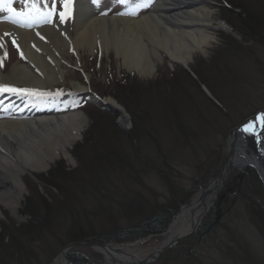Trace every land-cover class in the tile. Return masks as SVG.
I'll return each instance as SVG.
<instances>
[{
    "label": "rangeland",
    "instance_id": "obj_1",
    "mask_svg": "<svg viewBox=\"0 0 264 264\" xmlns=\"http://www.w3.org/2000/svg\"><path fill=\"white\" fill-rule=\"evenodd\" d=\"M43 1L51 6V0ZM205 1L218 28L210 30L214 40L207 51L196 52L188 65H173L163 57L151 76L142 77L121 65L114 52L101 53L100 48L93 57L70 52L64 58L66 73L57 88L68 92L73 84L86 89L90 85L102 95L105 110L92 105L81 110L87 124L70 150L75 163L58 158L46 172L26 173L21 208L14 213L0 205V231L7 229L11 235L7 245L0 241V248L7 249H0V264H36V257L46 264L54 251L48 262L58 264L63 258L59 246L73 231L75 237L89 240L74 241L78 245L72 250L87 252L101 264L144 261L164 244L169 245L161 255L141 264H264V167L249 162L230 166L228 145L235 128L264 109V0H233L234 12L248 27L243 33L222 18L224 9L230 8L227 0ZM99 2L109 11L100 13L108 15L118 14L119 6L135 7L140 0ZM147 2L140 13L149 11ZM73 3L69 0L72 9ZM56 4L58 11H64L61 0ZM225 35L223 44L220 37ZM8 47L5 68L20 59L19 51L12 49L13 40ZM77 98L70 106L81 104L82 97ZM8 107L0 117L19 115ZM245 139L249 155L252 149L257 152L254 139L248 135ZM209 158L211 167L204 164ZM54 166L58 170L50 174ZM56 190L65 195L55 205V199L47 202L44 195L50 197ZM199 198H208L199 221L187 233L168 240L180 212L186 213L184 209ZM172 201L181 205L161 234L108 239L121 236L120 227L163 211ZM25 211H31V223ZM88 243L113 249L100 250ZM16 246L19 250H14ZM11 249L22 258H12ZM123 254L132 257L120 260Z\"/></svg>",
    "mask_w": 264,
    "mask_h": 264
},
{
    "label": "bare ground",
    "instance_id": "obj_2",
    "mask_svg": "<svg viewBox=\"0 0 264 264\" xmlns=\"http://www.w3.org/2000/svg\"><path fill=\"white\" fill-rule=\"evenodd\" d=\"M150 6L149 11L136 17L103 15L102 6L92 0H75L73 11H68L63 21L57 16L51 23L37 21L31 27L12 23L11 13L1 16L0 85L44 92L48 88L55 90L65 77L63 60L70 52L77 55L88 52L93 56L98 48L101 53L114 52L125 68L149 77L164 61L163 57L173 65L185 66L196 52H205L212 44L214 35L210 30L218 27L205 0H151ZM13 38L20 46V59L5 68L7 44ZM72 89L80 91L85 87L73 84ZM7 96L17 98L14 106L33 99L0 91V99ZM121 115L123 120L127 119L125 113ZM86 124L81 110H58L40 101L32 102L18 116L0 117V205L14 213L21 208L26 173L46 172L58 158L75 163L70 150L81 139ZM245 134L240 130L228 139L230 166L243 167L247 162L257 165L259 155L253 149L249 155ZM259 135V148H263L264 136ZM207 199H196L184 209L186 213L182 212L181 218L169 228L168 240L190 231L207 210ZM131 257V254L119 256L120 260ZM62 259L59 258L58 264H66Z\"/></svg>",
    "mask_w": 264,
    "mask_h": 264
},
{
    "label": "trees",
    "instance_id": "obj_3",
    "mask_svg": "<svg viewBox=\"0 0 264 264\" xmlns=\"http://www.w3.org/2000/svg\"><path fill=\"white\" fill-rule=\"evenodd\" d=\"M227 2L229 3L230 8L224 9V12H223L224 16H222V18L224 19V21L226 20L235 29V31L237 30L238 32L243 33L244 32L243 29L247 30L248 27L244 23V20L242 18H240L241 14L238 13L239 14V16H238L234 12L233 8H234V4L235 3H233V0H227ZM226 39H228V37L226 35L225 36H221V40L225 44H226ZM195 74H196V71H195ZM84 149L86 151V148H84ZM212 161H213L212 158H209V160H207L204 164L206 166H208V167H211L213 165ZM64 168H66V167H63V169ZM57 170L58 169L55 168V166H54L52 171H50V174H53ZM47 185L49 187H52L51 189H53V188L57 189L56 186H54V185L51 186L50 183H48V182H47ZM47 190H50V189H46V191ZM56 191H57L56 194H51L50 195V197H53L52 200H51L50 197H48V195H44L46 197L47 202H53L54 199H55L54 200L55 201L54 202L55 205L59 204L60 202H62V200L64 199V195L65 194L63 192H61L60 190H56ZM47 194H48V191H47ZM173 200H174V197H173ZM180 205H181V202L179 203L178 201H174V202L172 201L171 204L169 206H167V208L165 210L158 211V212H152L150 215H147L142 220H139L138 222H135L133 225H131L128 228H126V227L121 228L120 227L118 229L117 233L121 234V236H119L117 238H114V239L113 238H108V239H111V240H116L117 239L118 241L119 240L122 241L123 239L129 238V235H131V234H134V235L138 234L140 236H142V235L146 236V235H151V234H160L161 232H163L166 229V227L169 225L170 221H172V218L176 214L177 209H178V207ZM25 207L27 209V207H28V203L27 202L25 204ZM24 214H26L29 217V219H30L29 222L31 223L32 222V220L30 218L31 211H25ZM31 217H32V215H31ZM113 232L115 233L116 230H113ZM68 236H69V240L65 241V242H62V244L59 246V249L62 248L63 246H65L66 243L68 244V243L74 242V241L77 242V241H80V240L81 241L89 240V238L82 237V236L81 237H78V236L75 237L74 231L69 233ZM0 237H1L0 241H1L2 244L7 245L10 242L11 235L8 234L7 229H4V232L0 231ZM97 239H98V241H102L105 238L103 239V238L96 237L95 240H97ZM1 248L3 250H7L4 247H1ZM59 249H57V250H59ZM14 250H19V248L16 246L14 248ZM20 250H24V246H21ZM10 253L12 254V258H14L16 256L20 257V259L22 258V254L16 253L13 250ZM55 255H56V251H54L51 255L48 256V259L46 260L45 263L48 264V261L52 260V258ZM23 257L26 259L25 252L23 254ZM93 257H94L93 255H91V254H89L87 252H84L82 250H71L70 253H69V258L71 260L70 264H101V263L98 262V260H95ZM36 258H37L36 261L38 262V263L36 262V264H41L42 262H40L38 260L40 258L39 257H36ZM23 264H28V261L26 263H23Z\"/></svg>",
    "mask_w": 264,
    "mask_h": 264
},
{
    "label": "snow or ice",
    "instance_id": "obj_4",
    "mask_svg": "<svg viewBox=\"0 0 264 264\" xmlns=\"http://www.w3.org/2000/svg\"><path fill=\"white\" fill-rule=\"evenodd\" d=\"M92 2L98 3L99 0H92ZM118 2L123 3L124 0H118ZM61 3H62L64 11H60L58 13V18L61 21H63L66 18V16L69 15L67 10L70 8V4H69V0H61ZM147 6H149L147 0H140V2L136 5L137 8H143V7H147ZM6 7H7V10L10 13H12V16L9 17L11 22L14 24H19L21 26L31 27L32 24L37 22V21H43L45 23H51L52 18L54 16H57L56 0H51V6L50 7L47 4H45V6L43 8L39 7L37 3H32L31 9L28 12L17 11L13 7H11V3H8L6 5ZM122 14H133L134 15L135 12H133V13H122ZM17 17H22V19H17ZM4 35H10V34L5 33ZM37 35H39V33H37ZM41 38L43 39V37H41ZM13 44L16 45L14 38H13ZM16 47L19 48L18 45H16ZM20 54L23 57V53L21 52ZM0 91L8 92V93H17L20 95H26V96H30V97L35 98V99H43L46 96L51 95V93L44 92V91H41L38 89H27V88L18 89L15 87H11L9 85H0ZM58 94H60V93L58 92ZM257 123H259V126L261 128H264V113H261L259 116H257L256 121L249 122L248 124H246L242 130L244 132H247V133L252 134V135H258L257 129H256Z\"/></svg>",
    "mask_w": 264,
    "mask_h": 264
},
{
    "label": "water",
    "instance_id": "obj_5",
    "mask_svg": "<svg viewBox=\"0 0 264 264\" xmlns=\"http://www.w3.org/2000/svg\"><path fill=\"white\" fill-rule=\"evenodd\" d=\"M193 227L194 226H192L191 227V229H193ZM190 229V230H191ZM80 243H84V244H86V242H80ZM76 245H78V243H71V244H69V245H66V247H64L61 251V255L60 256H62L63 258H64V260H65V263L66 264H69L70 263V260H69V258H68V256H67V253L69 252V250L71 249V248H73L74 246H76ZM88 245L91 247H94L95 246V248H97V247H99V248H101V249H103V250H111V247H109V246H107L106 244H98V245H93V243H88ZM169 244H164L163 246H162V248H160V250H159V252H158V254H156L155 256H154V254L153 255H151L150 256V258H148L147 260H144L145 262H148V261H152L154 258H156L157 257V255H161L162 254V252H164L165 251V248L168 246ZM108 247H109V249H108ZM59 256V257H60ZM144 261H142V260H139V259H137V260H133L132 262H130L129 264H140L141 262L143 263Z\"/></svg>",
    "mask_w": 264,
    "mask_h": 264
}]
</instances>
